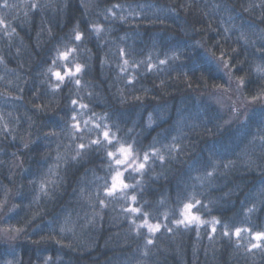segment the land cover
Instances as JSON below:
<instances>
[{"label":"trees","instance_id":"obj_1","mask_svg":"<svg viewBox=\"0 0 264 264\" xmlns=\"http://www.w3.org/2000/svg\"><path fill=\"white\" fill-rule=\"evenodd\" d=\"M4 4L0 264H264V0ZM98 123L149 155L126 196Z\"/></svg>","mask_w":264,"mask_h":264},{"label":"snow or ice","instance_id":"obj_2","mask_svg":"<svg viewBox=\"0 0 264 264\" xmlns=\"http://www.w3.org/2000/svg\"><path fill=\"white\" fill-rule=\"evenodd\" d=\"M4 6L9 7V5L7 4V0H5ZM31 7L35 9L38 7V5L32 4ZM4 24H5L4 20L0 19V25H4ZM94 30L98 33L101 30L100 26L96 25ZM13 31H15V29H13ZM81 38H82L81 34L78 32L75 36V39L79 41L81 40ZM70 51L71 50H69L68 52L60 53L59 58L68 61ZM55 63L56 61L54 60L53 64ZM125 63H127V60H125ZM161 63H164V61H161ZM257 70L264 72V69L261 68H258ZM80 71H81V66L77 64L75 66V71H72L71 69H66L63 75H61V73L58 71L54 72L53 75L58 81L62 82L64 81L65 77H69V78L74 77ZM79 82H80L79 80H76L77 84H79ZM253 99L256 98L254 97ZM72 103L75 105L76 101H73ZM81 107L83 108L86 106L81 105ZM72 119L75 121L76 117L73 116ZM72 127L75 131L77 132L80 131V127L78 123L73 124ZM95 127L97 129H101V127H103V130L102 132H100V135L98 136L97 139L92 140L90 142V145H96L98 148L103 146L105 149H112V150H107V159L109 161L108 171L109 173H111L110 176L111 182L109 184L108 180L107 179L105 180V184L103 186L105 189V196L109 198H114L117 195V193H123L126 196L127 190H129L130 188H134V186L127 184L125 180L128 178V176L132 175L133 173H139V174L143 173L146 167V163L149 159V155L145 153L143 160L141 161L134 146L132 144L121 142L117 138L116 134L111 131L108 125L105 124L102 126L100 123H98L96 124ZM5 131H7V129H5ZM85 147L86 146L83 143L79 145L80 149H85ZM80 154H81L80 152L77 153V155ZM73 159H75V157H73ZM135 199H136L135 196H133L132 200L135 201ZM100 204L101 206H104L105 201L100 200ZM197 204H199V201H197ZM194 207L195 206L192 203L184 204L183 209L180 210L181 218L175 221L177 226H183L185 228H189L194 224L199 225L200 223H202L200 217L194 214L193 212ZM196 210L198 211V209ZM125 211L131 214H137L140 212V209L135 207H129L125 209ZM137 227L138 228L147 227L149 232L152 234L159 231L160 229L159 224L152 225L148 223V217L146 214H145L144 224L138 225ZM169 231H171V229H169ZM213 231H215V228H213ZM224 234L227 236L228 232L226 231ZM235 235L237 237H240L241 229L239 228L236 229ZM253 239H255L258 242L264 241V232L255 233ZM148 243L151 244L152 240H148ZM262 246L264 245H262L261 243H256L252 245L253 248H260Z\"/></svg>","mask_w":264,"mask_h":264},{"label":"rangeland","instance_id":"obj_3","mask_svg":"<svg viewBox=\"0 0 264 264\" xmlns=\"http://www.w3.org/2000/svg\"><path fill=\"white\" fill-rule=\"evenodd\" d=\"M194 214H195V213H194ZM200 220H201V219H200ZM201 221H202V220H201ZM202 222H203V221H202ZM234 232H235V231H234ZM254 234H255V233H254ZM253 236H254V235H253ZM257 242H258V241H256L255 239H253V241H252L253 244H256ZM253 244H252V245H253Z\"/></svg>","mask_w":264,"mask_h":264}]
</instances>
